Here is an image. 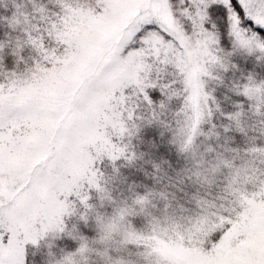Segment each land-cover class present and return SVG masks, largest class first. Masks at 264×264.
I'll return each mask as SVG.
<instances>
[{
	"label": "snow or ice",
	"instance_id": "obj_1",
	"mask_svg": "<svg viewBox=\"0 0 264 264\" xmlns=\"http://www.w3.org/2000/svg\"><path fill=\"white\" fill-rule=\"evenodd\" d=\"M12 2L11 15L0 17L10 30L6 40L0 42V264H28L29 245L38 247L41 237L54 238L65 233L78 240L79 247L69 252L73 254L70 258L58 260V264H129L132 249L140 246L119 239L118 231H135L130 227L131 218L138 213L147 214L154 192L136 193L131 203L118 204L113 214L101 213L89 203L93 189L99 193L101 204L116 205V201L100 165L105 158L114 164L120 159L134 163L137 153L132 150L131 137L144 123L157 122L172 131L173 142L181 153L192 156L190 179L202 178L201 169L215 171L220 167L217 161L221 153L208 161L199 150L201 137L219 136L215 124L208 132L202 127L219 109L207 82L222 83L219 71L234 67L229 61L232 53L222 47L228 37L234 50L257 55L264 62V0H148L141 11L143 19L138 17V23L130 25L115 46L118 56L109 58L105 53L88 60L74 90L63 99L38 144L30 137L40 131L47 118L46 97L12 88L18 74L16 67L7 68L2 53L10 47L18 65L24 59V49L31 47L46 57V69L56 71L63 67L74 49L56 36L53 43L58 47L45 53L42 42L53 40L52 22L66 17L71 7L81 5L77 0H56L54 4H37V0ZM86 6L102 11L98 0H88ZM169 11L176 18V28L165 22ZM213 13L226 17V36L214 22ZM38 20L48 22L49 27L41 29ZM13 32L20 35L13 37ZM190 52L196 53L198 86L192 85L189 72L179 62L187 61ZM152 90H158L163 97L158 103L150 95ZM236 91L249 101V110L239 105V110L227 118L245 132L242 122L249 111L264 119V81L249 76L246 83L236 86ZM113 96L123 104L116 109L107 139L97 142L90 149L91 155L74 168L70 160L77 150L81 129ZM173 103H178V107L173 109ZM169 112L171 120L165 118ZM214 151L212 146L207 147V152ZM250 151L264 153V146L252 147ZM155 168L160 171L159 164ZM158 194L164 197L166 192ZM72 196L82 206V212L78 213L76 202L70 200ZM77 214L81 221L95 220L99 229L96 239L89 240L68 229L65 218ZM228 228L231 224L215 232L207 247H214Z\"/></svg>",
	"mask_w": 264,
	"mask_h": 264
},
{
	"label": "rangeland",
	"instance_id": "obj_2",
	"mask_svg": "<svg viewBox=\"0 0 264 264\" xmlns=\"http://www.w3.org/2000/svg\"><path fill=\"white\" fill-rule=\"evenodd\" d=\"M87 2L77 0L80 7H71L66 17L52 22L53 40L42 42L45 53L49 48L58 47L53 43L56 36L69 49H74L63 67L56 71L46 69L43 66L46 57L31 47L24 49V59L18 65L10 47L2 53L7 68L16 67L18 75L12 88L22 93H42L46 97L48 115L40 125V131L30 137L34 144L46 134L48 125L55 119L63 99L74 90L88 60L105 53L109 58L118 56L115 46L124 38L125 30L134 22L138 23V17L143 19L141 11L148 5V0H98L102 11L97 12L87 7ZM39 3L54 4L56 0H37ZM31 7L29 3L28 9ZM13 10L12 0H0V17L10 16ZM213 20L226 36V17L213 13ZM165 22L171 28L177 27L176 18L170 11L165 15ZM38 26L47 29L49 23L38 20ZM9 31L8 26L0 22V42L6 40ZM18 35V32L12 33L13 37ZM222 47L226 53H232L229 61L234 67L219 71L222 83L207 82L219 109L213 111L210 122L202 125L208 132L215 124L219 136L201 137L199 141V150L208 161L221 153L218 169H201L202 178L190 179L189 172L194 166L192 156L181 153L173 142L172 131L157 122L144 123L131 137L132 150L137 153L134 163L120 159L114 164L105 158L100 165L116 201V205L101 204L99 193L93 189L89 203L101 213L113 214L118 204L131 203L136 193L154 192L147 214L138 213L131 218L130 227L135 231H118L119 239L140 246L132 249L129 264H264V153L250 151L252 147L264 146V119L249 111L242 122L245 132H241L227 118L239 110V105H243L245 111L249 110V101L236 91V86L246 83L249 76L264 81V62L258 60L257 55L234 50L230 37L224 40ZM195 57L196 53L190 52L187 61L179 62L183 70L189 72L192 85L198 86L199 66ZM150 95L157 103L163 99L158 90H152ZM122 104L123 101L115 96L105 100L94 112L91 123L81 129L77 150L70 160L74 168L81 159L91 155L90 149L95 148L97 142L107 139L108 127L114 124L113 116ZM177 107L178 103H173L172 108ZM165 118L173 119L172 113ZM208 146L215 151L207 152ZM157 164L160 165L159 172L155 168ZM161 191L166 192L164 197L159 196ZM70 200L76 202L78 213L83 211L74 196ZM65 220L69 230H76L89 240L99 235L94 219L84 222L77 214ZM229 224L231 228L221 240L214 247H207L211 236ZM78 247L79 241L67 233L54 238L51 235L41 237L38 247L28 246V264H58V260L70 258L73 254L69 252Z\"/></svg>",
	"mask_w": 264,
	"mask_h": 264
}]
</instances>
